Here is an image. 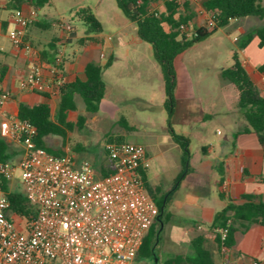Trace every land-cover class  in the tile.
Instances as JSON below:
<instances>
[{"label":"crops","instance_id":"1","mask_svg":"<svg viewBox=\"0 0 264 264\" xmlns=\"http://www.w3.org/2000/svg\"><path fill=\"white\" fill-rule=\"evenodd\" d=\"M206 1L208 0H195L192 10H195L197 13L193 19L191 30L205 24L207 16L202 12V9ZM261 3L264 6V0H261ZM0 4V19L4 24V31L0 35V90L1 93L10 92L11 94V100L5 105L4 113L18 116L20 104H26L28 106L47 104L50 106L52 116L54 118L56 117L60 93L59 86L56 84L57 78L54 75V71L56 69L55 61L58 58L59 51L62 52V64L57 77L62 80L63 84H70L77 80L85 81V68L89 63H95L104 67L108 61H111L103 69L102 73L106 89L104 98L100 103L99 111L95 114H89L86 113L85 109L78 111L77 107L76 110L68 111L66 113V121L72 123L74 127H77L75 124L79 115H86L84 125L87 123L88 115H94L91 121L98 125L105 122L110 116H115L124 105H131L136 112L143 108L142 91L135 89L133 84L146 81L149 78L151 72V56L147 57L148 50L146 49L128 47V43L120 35L122 31L126 33L128 30L132 37V42L140 43L142 40L138 37L137 28L133 22H125L122 30L118 32V35H120L117 38L119 46L111 45L108 51H104L103 47L105 42L101 40L103 29L102 32L96 34H87L86 30L83 36L78 37L74 27H72V31H65L60 27V21L51 19L42 13V10L50 6V0L47 5L39 9L34 7V0H26L18 9H34L38 16L35 22L27 29L23 46L16 49L12 46L8 37V30L13 27L10 23V15L13 12V9H11L12 5L8 3V0H0ZM161 5L163 6L162 3L154 4V8L158 9ZM163 10L164 6L159 11ZM95 16L101 22L103 28V22L100 17L96 14ZM117 19L119 20V16H117ZM257 21H264V17H247L234 20L227 26L214 31L208 37V40L213 41L211 54L217 55V47L221 48L218 43L219 38L216 36L217 33H221L227 37L228 33L236 30L240 33L232 40L235 46L230 53L232 58L233 52L238 50L239 44L244 36L264 26V23L259 24ZM75 44L81 45L83 48L82 51L78 54L74 53L73 58L67 57V48ZM193 46L176 57V59L184 55L188 50L193 49ZM202 51L208 54V50L204 49ZM239 56L252 81L258 87L261 95L264 96V85L261 80L262 72L259 70V67L264 64V48L259 47L258 38L254 37L244 49L239 50ZM102 59H106V63H102ZM35 65L42 66L44 78L48 83V87L43 93L27 92L20 88L21 80ZM225 68L227 67H218L217 70L220 77L221 71ZM175 98L176 109L183 107L184 104L187 107V104L191 102L190 98L179 97L177 91ZM80 99L79 96L75 97L76 101ZM165 100L164 83V90L161 97L164 108ZM178 115L179 112L176 110L174 119L179 117ZM241 117L243 120L239 123L240 125L236 124L235 128L230 129L228 134L223 137V141L209 146L202 145L200 151L190 153L189 171L176 187H174V184L181 171L183 150L173 141L181 151L179 163L177 164L178 172L173 179L170 189L162 190L161 186H155V188L159 187L161 189L159 196L172 192L164 211L157 218L158 221H162L160 228L168 227L170 231L179 230L183 232L182 239L176 240L175 245L181 248L182 241L185 240L188 245L187 251H179V254L173 257H195L192 240L201 235L205 239L204 248L211 253L212 259L216 264H223L224 262L228 264H254V262L264 264L263 226L258 223H252L245 232H236L234 246L230 248L227 256L221 254L216 234L212 227L215 213L227 205L228 199L235 203H241L244 194L264 196V144L262 145L260 143L258 136L254 132H244V129L247 127V122L243 113ZM122 118L127 122V127L123 125L122 127L132 129L133 127L129 125V122L124 116L119 118V122ZM4 119V115L0 114V128ZM181 119L183 120V124L189 123L190 113L188 108L184 109ZM83 127L77 128L81 130ZM72 129L67 131V134ZM179 135L188 139L183 133ZM0 138H2L1 134ZM47 138L45 142L49 147L48 141L50 139L47 140ZM63 139H66V137ZM123 142L129 141H125L124 139ZM7 143L9 145L8 155L10 161H19L22 154L21 147L16 143ZM49 148L58 154V156L66 153L72 155L77 166L83 161H89L92 164L91 161L95 160L89 159L81 153H73L74 151L70 148L62 150ZM105 155L106 160L102 164L107 165L109 159L106 150ZM146 156L149 164V153L146 152ZM99 167L96 168L94 166L98 174ZM147 181L150 187L149 166L147 167ZM221 195L224 197L222 198Z\"/></svg>","mask_w":264,"mask_h":264},{"label":"built area","instance_id":"2","mask_svg":"<svg viewBox=\"0 0 264 264\" xmlns=\"http://www.w3.org/2000/svg\"><path fill=\"white\" fill-rule=\"evenodd\" d=\"M37 16L34 9L20 8L11 13L13 27L8 37L14 48L23 46L27 29ZM206 16L205 23H210ZM59 25L72 31L69 24ZM3 31L0 19V35ZM61 64L59 51L54 71L57 86L63 84L57 77ZM261 80L264 85V72ZM47 87L41 65L33 66L20 82V88L27 92L43 93ZM10 100V92L0 94V114L5 118L0 134L5 141L18 144L22 154L17 162H0V178L13 191L11 182L17 170L21 171L22 191L35 206V216L30 221L15 219L0 187V264H134L159 216L140 172L149 166L144 147L129 142L106 143L113 172L101 177L89 161L77 166L68 153L55 156L38 147L36 127L4 113ZM214 232L221 254L227 256L228 229L215 228Z\"/></svg>","mask_w":264,"mask_h":264},{"label":"trees","instance_id":"3","mask_svg":"<svg viewBox=\"0 0 264 264\" xmlns=\"http://www.w3.org/2000/svg\"><path fill=\"white\" fill-rule=\"evenodd\" d=\"M26 0H8L11 9L17 10ZM116 5L122 14L133 22L137 28L138 37L151 45L153 56L158 63L163 74L165 83V109L168 113L169 133L175 143L183 150L181 159V171L176 178L174 187L184 179L189 171L190 152L188 149V139L175 133L171 126L176 98V75L174 62L176 57L195 43L208 38L214 31L227 26L231 21L247 17H264V6L261 0H208L203 4V10L210 18V23L196 28L190 32L196 11L192 10L195 1L176 0H115ZM49 3V0H34L36 9L42 8ZM162 3L163 11L154 8V4ZM76 18L87 27V34L102 32V24L90 8H81L75 12ZM184 26V28H182ZM257 37L259 47L264 48V26L248 33L239 44L238 50L232 54V65L221 71V78L230 82L238 93V107L243 111L247 127L244 132H254L264 144V96L261 95L258 87L252 81L248 71L243 66L239 50L244 49L250 41ZM102 67L95 63H89L85 68L86 80L75 81L70 84L59 86L60 101L57 115L54 118L50 106L47 104H36L28 106L19 105L18 117L29 121L37 129L36 144L38 147L46 149L51 154L53 152L45 142L48 136H60L65 138L67 131L74 125L66 121V113L76 110L75 97L79 96L85 105V111L95 114L100 109V103L105 95V82L103 80V69L110 64ZM61 65L57 66L60 69ZM264 72V64L259 67ZM1 81V78H0ZM1 94V90H0ZM86 121V115H79L76 122L78 128H82ZM120 123L127 127L124 118ZM121 136H108L106 142H123ZM9 145L0 138V162L10 161L8 155ZM113 172L110 162L107 165L101 164L99 176H106ZM146 190L153 197L159 214L164 211L168 199L172 192L159 196L160 188L152 190L147 181V169L140 171ZM221 172V170H220ZM0 187L10 203L12 214L16 218H24L30 221L35 216V206L26 198L23 191H9L7 183L0 178ZM223 198L224 196L221 195ZM241 203L227 200V205L216 212L213 218L212 227L227 228L228 237L226 245L230 248L234 246L236 232H245L252 223H258L264 227V196L254 194H244ZM159 217V216H158ZM162 221L156 220L146 235L135 260L156 257V242L159 239V230ZM219 245V237L216 236ZM205 239L198 236L192 240L195 257L175 256L164 261L163 264H216L212 259L211 253L204 248ZM228 264V263H227Z\"/></svg>","mask_w":264,"mask_h":264},{"label":"rangeland","instance_id":"4","mask_svg":"<svg viewBox=\"0 0 264 264\" xmlns=\"http://www.w3.org/2000/svg\"><path fill=\"white\" fill-rule=\"evenodd\" d=\"M81 8H90L98 15L103 22L101 40L105 42L103 50L108 51L111 45L119 46L117 38L121 35L128 47L142 48L148 50L147 57L151 58L150 76L146 81L133 84L135 89L141 90L142 109L136 112L131 105L122 106L121 110L110 116L105 122L95 124L91 121L94 115H88L87 123L83 129L74 127L63 137H48V145L54 149L70 148L73 153H81L98 168L106 160L105 145L107 136L121 135L125 141L136 143L144 147L149 153V178L150 188L161 186L162 190L172 187L179 163L180 149L175 145L169 134L168 113L163 107L161 97L164 90V83L160 68L154 59L152 47L149 43L141 41L132 42V37L127 30L118 32L124 27V23L130 21L121 13L115 0H50L42 13L51 19L69 24L76 29L78 37L84 35L87 27L75 16V12ZM159 10L163 6H159ZM119 16V20L117 19ZM264 23V21H257ZM195 30L192 29L190 32ZM125 33V34H124ZM239 31L228 33L227 37L217 33L219 45L217 55L211 54L213 48L212 40L208 38L194 44L193 49L188 50L184 55L174 62L176 75L177 95L183 98H190L187 107H178L179 117L174 119L175 112L171 118V126L178 134H185L188 137V149L190 153L200 151L202 145H213L223 141V137L230 129L235 128L242 122V110L238 107V93L228 81L223 80L218 67H230L232 58L230 53L235 47L232 40L239 35ZM82 46L75 44L66 50L67 57L73 58L74 53H80ZM208 50V54L202 50ZM102 59V63H106ZM77 102V110H84L85 105L80 99ZM188 108L190 120L183 124L182 114ZM100 114V113H99ZM124 116L132 129L122 127L119 118ZM204 123V124H202ZM240 125V124H239ZM15 190H23L21 183V171L15 173L14 181L11 182ZM159 239L156 242V257L143 258L134 264H163L164 261L179 254V251H187L186 240L182 241V247L176 246V240H181L183 232L170 231L168 227L160 228Z\"/></svg>","mask_w":264,"mask_h":264}]
</instances>
